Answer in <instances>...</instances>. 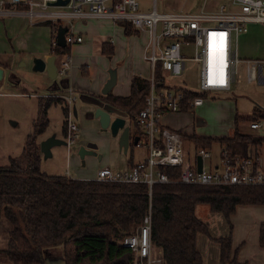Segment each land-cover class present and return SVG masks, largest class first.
<instances>
[{
    "label": "trees",
    "instance_id": "1",
    "mask_svg": "<svg viewBox=\"0 0 264 264\" xmlns=\"http://www.w3.org/2000/svg\"><path fill=\"white\" fill-rule=\"evenodd\" d=\"M44 25L57 31V25ZM123 27L125 35H130L131 28L127 24ZM106 48L104 45L101 53L110 57L112 49ZM51 52L67 55L69 48L55 44ZM156 77H160L159 72ZM147 95V80L135 77L131 80L129 96L108 94L102 101L124 112L141 135L135 117L143 108ZM184 96L186 102L181 105L182 112L193 110L188 101L197 96L205 97L190 91H184ZM54 104L62 102L54 98L38 99L33 135L27 138L19 156L9 158L6 166H0V220L10 225L7 246L0 250V264H47L44 251L56 248L61 249L64 264H129L133 254L122 241L135 233L148 214L151 243L163 264H202L196 238L199 234L209 237V233L207 225L195 216L197 205H207L212 213L221 214L230 227V217L237 206L264 207V186L169 183L152 186L149 194L145 184L100 183L47 175L39 167L36 137L45 131L49 122L47 112ZM62 113L66 115V108ZM257 117L264 118V115L259 113ZM242 121L246 120L235 118L233 134L228 138L191 135L186 139L194 149L211 151L212 145L224 148L230 162L249 157L248 152L254 149L256 156L249 158L256 169L257 153L264 145V137L241 133L239 124ZM161 171L171 181L179 174L175 168L165 167ZM214 241L220 247V264H247L238 262L241 246L232 248L230 234ZM259 246L264 249V224L259 228Z\"/></svg>",
    "mask_w": 264,
    "mask_h": 264
},
{
    "label": "built area",
    "instance_id": "2",
    "mask_svg": "<svg viewBox=\"0 0 264 264\" xmlns=\"http://www.w3.org/2000/svg\"><path fill=\"white\" fill-rule=\"evenodd\" d=\"M60 0H0V18L23 16L30 23H49L67 28L65 46L80 44L82 38L72 33L75 21L105 20L127 24L133 32L148 37L143 59L149 66L148 95L143 108L137 113L135 122L141 136L137 141L146 148V158L124 169L100 168L93 179L100 183L145 184L150 190L156 184L177 183L187 186H264V169H253L252 158L230 162L224 148H220V166L205 169L204 162L211 151L194 149L189 155L184 148V134L167 128L163 123L166 113L180 112L186 102L184 91L205 96H216L231 90L236 81L238 64L245 65L247 83H253L264 67L260 59L237 58L233 41L247 32L251 24L264 25V0H224L216 12L165 13L157 10V0H150V7L142 10L137 0H66L63 6H54ZM65 1V0H61ZM193 48L189 58L182 50ZM63 59V58H62ZM69 57L57 63L56 72L69 70ZM190 64V65H188ZM197 66V89L187 87L185 81L175 84ZM160 73L157 79L156 73ZM53 96H48V98ZM197 96L188 101L194 109L203 103ZM75 98L70 92L64 98L66 105V146L76 141L80 132L73 121ZM251 118H254L250 114ZM263 120L249 124L251 130L260 131ZM202 159L201 172L197 171L196 157ZM179 171L173 181L161 168ZM122 245L132 254L129 264H163L159 253L151 243L150 214L145 216L135 233L126 236Z\"/></svg>",
    "mask_w": 264,
    "mask_h": 264
},
{
    "label": "rangeland",
    "instance_id": "3",
    "mask_svg": "<svg viewBox=\"0 0 264 264\" xmlns=\"http://www.w3.org/2000/svg\"><path fill=\"white\" fill-rule=\"evenodd\" d=\"M142 10H147L150 7V0H137ZM226 4L224 0H157V10L159 12L172 13V12H183V13H198L201 10L204 12H216L218 6ZM77 31V27H75ZM251 33H254L256 39L254 41H248L244 43L243 48L241 44L235 45L233 41V47L236 50L237 58H251L255 59L258 56L260 49L259 44V34L260 31L251 27L249 29ZM141 34V33H139ZM115 39L116 44L114 45V53L117 54L114 60L107 59L103 55H98L104 57L103 59L107 62L109 69H119L120 72V84L122 90L121 93H125L129 88V78L134 72V66L137 65L138 71L141 69V58H142V46L145 42V37L143 35L130 34L129 36L125 35L122 29L117 30V34L111 36ZM80 45V44H79ZM79 45H71L70 47L73 50L79 47ZM257 50V51H254ZM189 58L194 56L193 48H187L182 50ZM15 62L12 64L13 71L5 72L4 78L0 82V166H6L8 164L9 158H15L19 156L25 146L27 138L33 135V122L38 114V99L46 97V94L53 92L50 90L51 84L46 75V72H34L33 71V60L32 56H20L15 57ZM87 68L90 67V72L92 68L97 72L100 68L106 63L96 62L95 60L87 61ZM78 63V62H76ZM76 64H73L71 61L69 66L73 67ZM190 65V64H188ZM84 68V67H83ZM107 68V69H108ZM79 70L82 67L78 66ZM106 69V70H107ZM137 71V72H138ZM236 81L233 86V90L228 96L220 97V100H207L205 104L200 106L197 109H194L196 117H200L206 123L204 127H197L196 123H188L189 127L195 126L194 133L198 137H213L216 135H222L225 133V128L228 127L229 116H225V113L222 114L219 110H223L225 100L229 98L230 101L234 103L236 101L237 107L236 110L238 115H246L251 112L255 106L264 105V87L259 86L257 83H246L245 78V65L238 64L236 68ZM88 77V76H84ZM185 81L187 87L191 89H197V66L193 65V69L187 72L184 77L176 79L175 84H179L181 81ZM25 89V90H24ZM35 91V95L29 96L32 90ZM25 93L24 95L22 94ZM29 92V93H28ZM69 94H67L68 96ZM47 96L56 97L53 94H48ZM75 98V96H73ZM209 96H207L208 98ZM215 101V102H214ZM227 101V100H226ZM259 104V105H258ZM81 103L78 98H75L72 108H75L78 111V115L73 117V121L79 126L80 132L77 135L76 141L70 147L65 145L54 147L50 153L51 157L45 158L41 153L39 167L41 172L50 175V176H63L67 171L71 175L77 176L73 170L72 158L75 156L77 158L76 165L79 168L83 169L84 173L87 175H94L96 172L93 170L94 167L91 166L93 162L87 157L84 158L83 163L78 157V151L80 148V143L83 142H94L98 146L97 155L102 157L101 164L105 162L106 158L109 156V149L111 144L113 145L116 138H113L109 130L107 131H93L90 128L85 129L86 122L81 115L80 107ZM66 108L65 103L62 105H52L47 112V118L49 120L48 125L45 131L36 137L37 143H40L47 138L56 137V139L61 140L66 143V137L63 133L62 125L65 122V116L62 113V109ZM185 117H174L175 124L177 122L183 121ZM189 119V118H187ZM247 125V124H246ZM244 128L248 130V126ZM90 129V130H89ZM131 130L134 131L133 125H131ZM249 131V130H248ZM184 148L190 156L194 154V147L189 139L184 140ZM103 150L107 151L104 152ZM134 160L143 159L146 155V151L140 147H132ZM218 150L217 145H212V151L216 153ZM131 151L128 150L127 158L130 157ZM264 156V154H262ZM207 160H205V166H207ZM99 162L97 164H100ZM247 206L241 207L237 215L230 220L231 227L229 223L223 218L219 213H212L210 209L207 211L209 215L215 217H209L208 213H202L197 209L198 219L203 221V218L209 219L208 222V233L209 237L201 236L199 238H204V240H210L212 244L216 245L218 248V243H216L211 237H227L229 234L234 238V234L238 236L242 233H247L248 228L251 222H262L261 219L264 218V211L261 208H257L252 212ZM205 222V221H204ZM10 225L3 219L0 220V250L6 248L8 241V231ZM218 239V238H217ZM199 247L204 257V264H211L214 261V256L216 259L215 252L211 253L206 252V248L203 246L201 248V243ZM207 255H209L207 257ZM44 256L47 264H64L63 257L61 254V249H46L44 251ZM209 259V260H208ZM202 260V261H203Z\"/></svg>",
    "mask_w": 264,
    "mask_h": 264
},
{
    "label": "crops",
    "instance_id": "4",
    "mask_svg": "<svg viewBox=\"0 0 264 264\" xmlns=\"http://www.w3.org/2000/svg\"><path fill=\"white\" fill-rule=\"evenodd\" d=\"M45 23H30L29 20L23 16H18V15H13L9 16L6 18H0V68L4 70V73L10 72L12 73L13 68L12 64L15 62V57H20V56H32V58H40L42 60H45L48 57L54 58V61L52 62L57 66V63L63 62L64 57H69V63L72 61L74 65L73 67L69 66V70H67L65 73L58 74L56 69H54V72H51L50 70H45L46 75L49 79V83L51 86L49 87L50 90H53V92H49L46 94V97L42 98H48V94H53L56 97H50L54 99H59L62 104L64 103V98L67 97V94L70 92L75 96V98H78V100L81 103V106L79 107L81 110V115L83 116L84 121L87 123L85 129L90 128L93 131L97 132L100 130L98 120L94 119L92 117V114L96 108H101L107 112L110 113L112 118L115 117H121L125 120V126L129 127V144L126 152L124 153L123 151H120L118 148V137L115 139L114 144L110 146L109 149V156L106 158L104 163H100L102 157L100 155H97V150L98 146L94 142H83L80 143V147H84L87 150L95 152L96 156H85L84 158H88L93 162L91 166L94 167V171L97 172L98 169L104 168V167H109L112 169H124L131 167L132 165L136 164L139 161H142L146 158V155L143 157V159H139L137 161L134 160L133 157V150H131L132 147H137L138 145H134V139L138 138L137 141H139V131H136V128L134 127L133 121H131L128 116L124 113L121 112L107 104H105L102 101V98L105 97L101 94V90L106 83V81L109 78L108 72L110 70L115 71L116 74V82L113 88L109 91V94L115 97H127L130 94V86H131V80L135 77L147 79L149 76V66L148 64L144 61L143 59V52L144 48L147 44L148 37L144 33H137L131 31L130 34H136L138 35H143L145 37V42L142 46V58H141V69L138 71L137 65L134 66V72L129 78V88L126 90L125 93H121L120 91L122 90L121 84H120V72L117 67V69H109L107 66V62L103 59L104 57L98 56V55H103L101 53L102 47L105 45L108 49H112V54L110 57H106L107 59L114 60L117 56L116 53H114V45L116 44V41L114 38L111 36H115L117 34V30L120 28L124 32V23H112L110 21H105V20H89V21H75L73 22L72 25V33L75 36H80L82 38V42L77 45L76 49L73 50V55L72 49L69 48V54L67 55H58L54 54L51 52L52 46L56 44V33L57 31L52 29V27L49 25H44ZM126 25V24H125ZM75 27H77V31L75 30ZM251 27H255L260 31L259 34V44H260V49L257 51L258 56L255 59H260L264 61V25H256V24H251L247 28V32L244 34H241L236 41V46L238 44L243 45L244 43H247L248 41H254L256 39V36L254 33H251L249 29ZM63 28H65L63 26ZM58 29V28H57ZM125 34V33H124ZM129 36V35H128ZM76 45V44H74ZM98 54V55H97ZM63 58V59H62ZM88 59L90 60H95L96 62L100 63H105L100 70L97 72L92 68V71L90 72V67L87 68V61ZM240 59V58H239ZM246 59H251V58H244L240 60H246ZM78 62V63H76ZM78 66L82 67L81 70L77 69ZM84 67V68H83ZM108 68V69H107ZM107 69V70H106ZM138 71V72H137ZM51 74H55L54 78H50ZM88 76V77H84ZM4 78V77H3ZM246 78V74H245ZM247 83V82H246ZM254 83H257L259 86L264 87V67L262 68L261 72L257 74V79ZM233 86L231 87V90L227 93H224L222 95H216V96H207L204 97L203 99V104L207 100H220V97L228 96L233 90ZM25 90V89H24ZM32 90V89H31ZM29 93V92H28ZM29 96L35 95V91H31ZM24 95L25 93L22 92ZM227 100V101H226ZM223 104H225V107L221 108L223 110H219L220 113L224 114L225 116H229L228 119V127L225 128V133L222 135H216L213 137V139H219V138H228L231 137L233 134L234 130V120L236 117L238 118H244L246 121H242L239 124V129L240 132L243 134H249L253 137H264V124L262 125V128L260 131H255L251 130L249 128V124L255 120H263L264 118H258L257 115L263 114L264 115V105H259L258 107L255 106L254 109L249 112L246 115H238V112L236 110L237 103L234 101L229 100L227 98ZM215 102V101H214ZM58 104V105H62ZM264 104V102H263ZM57 104H54V106ZM200 105V106H202ZM200 106L194 108L197 109ZM194 109L191 112H175V113H166L163 116V123L164 125L181 134H184L185 139L191 135H195L194 130L195 126L189 127L188 123L192 122V124L197 125V127L201 126L204 127L206 126V123L201 119L200 117H196L194 113ZM76 110V109H75ZM76 114L78 115V111L76 110ZM250 114L253 115L254 118L250 117ZM174 117H185L183 121L177 122V126H173L175 124V120H173ZM189 118V119H187ZM249 119V120H248ZM251 119V120H250ZM247 124V125H246ZM131 125L134 127V131L131 130ZM248 126V130L247 127ZM63 128V125H62ZM246 128V129H244ZM89 129V130H90ZM101 131V130H100ZM198 137V136H196ZM56 138V137H55ZM205 138V137H204ZM137 144V143H136ZM141 146H138L140 148L145 149L146 148L140 144ZM218 150L216 153H214L211 150V157L209 160H207V166H205L204 162V168L205 169H216L220 166V147L217 145ZM54 148V147H53ZM51 148V150L53 149ZM50 150V151H51ZM128 150H130L131 155L129 158H127V153ZM250 150V149H249ZM255 150H250L248 152L249 157H255L256 153L254 152ZM104 152L107 153V151L103 150ZM264 145H262L259 148V152L257 153V169H264ZM41 155V154H40ZM79 157V156H78ZM80 159V158H79ZM81 160V159H80ZM84 160V159H83ZM77 162V158L73 156L72 158V164H73V170L75 171V174L77 176H73L70 174V172H66L63 176H66L71 179H78V180H93L95 178V173L94 175H87L84 173L83 169L79 168L78 165L75 164ZM100 164H97V163ZM81 163L83 161L81 160ZM243 206H237L235 213L230 217V220H232L238 213V211L241 209ZM247 207L252 212L259 211L256 210L257 208H261L264 211L263 206H254V205H247ZM197 209L200 210L202 213H208L207 211L209 210V207L207 205H197L195 207V216L198 219V213ZM209 215V213H208ZM209 217H215V215ZM224 218V217H223ZM199 220V219H198ZM202 223H205L208 227V224L206 222L209 221L207 218H203ZM262 222H251L247 233H242L239 236L237 234H234V238H232V248L235 249L238 246H241L237 260L239 263H247V264H264V249L259 246V228L262 224H264V218L261 219ZM205 221V222H204ZM210 227V225H209ZM208 227V228H209ZM203 236V235H201ZM199 238V235H197L196 238V249L200 253L201 258L203 260V256L199 247V243H201V248L203 249L204 247L206 248L207 253H211V249L213 252L216 254V259L214 256V261L212 262L211 259V264H220L219 261V253H220V247L218 245V248L216 249V245L212 244L210 240H204V238ZM213 239H217L219 237H211ZM221 238V237H220ZM209 255H207L208 257ZM209 260V259H208ZM202 264H204V260L202 261Z\"/></svg>",
    "mask_w": 264,
    "mask_h": 264
},
{
    "label": "water",
    "instance_id": "5",
    "mask_svg": "<svg viewBox=\"0 0 264 264\" xmlns=\"http://www.w3.org/2000/svg\"><path fill=\"white\" fill-rule=\"evenodd\" d=\"M67 3V1H58L55 4H52L54 6H63ZM67 32V28L58 27L57 33H56V45L58 46H65V40H64V34ZM54 61V58L48 57L45 60H42L40 58H36L33 60V71L42 73L45 70H50L51 72H54V69H56L55 64L52 62ZM109 78L104 84L101 94L103 96H106L109 94V91L113 88L116 82V74L115 71L110 70L108 72ZM55 74H51L50 78H54ZM4 77V70L0 68V82L3 80ZM73 114L74 117L77 116L75 108H73ZM92 117L96 120H98L99 128L102 131L109 130L110 135L113 138L118 139V148L120 151L126 152L129 144V127L125 126V120L121 117H115L112 118L110 113L101 109L96 108L92 114ZM137 139H134V145L137 143ZM66 143L56 139L54 136L47 138L46 140L42 141L39 145V151L40 153L45 157H51L50 150L53 147L62 146ZM78 156L81 160L84 159L85 156H96L95 152L85 149L84 147H80L78 151ZM196 164H197V171L201 172L202 167V159L201 157H196Z\"/></svg>",
    "mask_w": 264,
    "mask_h": 264
}]
</instances>
